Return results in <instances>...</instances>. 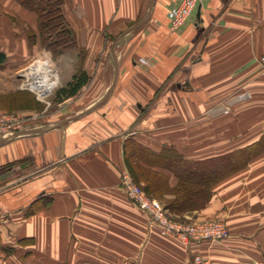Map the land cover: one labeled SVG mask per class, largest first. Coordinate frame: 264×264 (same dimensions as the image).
Returning a JSON list of instances; mask_svg holds the SVG:
<instances>
[{
	"label": "crops",
	"instance_id": "1",
	"mask_svg": "<svg viewBox=\"0 0 264 264\" xmlns=\"http://www.w3.org/2000/svg\"><path fill=\"white\" fill-rule=\"evenodd\" d=\"M179 1H65L77 43L60 57L86 54L90 81L68 115L0 137V264L264 262V0H198L173 32ZM0 51L5 76L50 54L17 0H0ZM12 86L0 78V96ZM130 165L165 206L196 170L200 208L169 214L224 220L229 238L163 236L121 189Z\"/></svg>",
	"mask_w": 264,
	"mask_h": 264
},
{
	"label": "rangeland",
	"instance_id": "2",
	"mask_svg": "<svg viewBox=\"0 0 264 264\" xmlns=\"http://www.w3.org/2000/svg\"><path fill=\"white\" fill-rule=\"evenodd\" d=\"M49 51L50 54H45L47 56L42 55L36 58L37 60H39L38 63H35L30 67L32 68L34 66L40 65L48 67V69L52 71L54 77L57 79V84L49 91L40 93L39 89L33 88L31 86V79L27 74L30 68L20 73V70L28 62L25 65L24 62L21 63L20 67L17 69L13 67V72L8 73V76L0 74V78H2V80H6L7 78L12 82L13 86L11 87V90L16 91V93L11 97L0 100V115L8 117L13 121L12 123L22 125L24 129L30 125L45 124L48 120L56 118V115H68L76 107L80 97L82 96V94H79L77 98L66 100L62 104H58L55 101L58 90H60L62 87H65L72 81L71 79L67 84L61 82V75L63 76L64 74L62 72L65 70L68 72H72L73 70H75L74 75L78 74L79 72H84V67L86 66V62L88 61L87 55L82 52L78 57L61 58L58 54V51ZM45 60H49L51 65H47L46 63H44L43 61ZM4 91L6 92V89ZM46 96L48 97L46 98ZM21 107H23L24 109L25 107L32 108V110L20 109ZM137 184L141 189H143L147 198L159 201L160 205L164 207L165 210H167L166 206L160 199H157L153 194L147 193L142 184ZM171 221L172 225H180L182 227L196 225L198 227V230H203L210 236H214L215 234L220 233L224 226L227 228L225 221L218 219L186 220L172 218ZM205 224H208L209 227L203 228L202 226Z\"/></svg>",
	"mask_w": 264,
	"mask_h": 264
},
{
	"label": "trees",
	"instance_id": "3",
	"mask_svg": "<svg viewBox=\"0 0 264 264\" xmlns=\"http://www.w3.org/2000/svg\"><path fill=\"white\" fill-rule=\"evenodd\" d=\"M23 7L30 11H34L38 15L39 20V37L44 48L48 50L58 51L62 54L65 51L73 49L76 46V38L73 30L63 12L66 0H17ZM8 56L0 51V67L8 64ZM90 78L85 72H79L74 75L72 81L65 87L58 90L56 94V103L61 104L66 100L76 97L84 86L88 85ZM7 97H1L0 100ZM23 108V107H22ZM26 109L28 107H25ZM130 170L135 181L141 184L139 174ZM216 177L212 173L210 175L209 184L205 179V186H213ZM203 179L196 170L184 175L180 184L175 189V199L166 205V209L174 217L182 216V214L198 210L200 208L197 200V184H201ZM147 193L153 194L149 184L144 186ZM155 195V194H154Z\"/></svg>",
	"mask_w": 264,
	"mask_h": 264
},
{
	"label": "built area",
	"instance_id": "4",
	"mask_svg": "<svg viewBox=\"0 0 264 264\" xmlns=\"http://www.w3.org/2000/svg\"><path fill=\"white\" fill-rule=\"evenodd\" d=\"M197 3L198 0H180L177 5L169 10L168 19L171 31L178 32L188 25L197 6ZM38 61L39 60L37 59H32L31 61H29L20 70V73L26 71L33 64L38 63ZM140 63L147 67L151 66V63L147 59H140ZM259 63L264 70V56L259 59ZM47 97L48 96H46V98ZM12 122L13 121L8 117L0 115V137H11L16 133L24 130L22 125ZM121 189L130 198V200L136 207L146 213L151 222L160 230L161 234L165 237L176 238L184 244L190 245L203 242L221 243L228 239L230 236V233L225 226L220 233L215 234L214 236H210L203 230H198V227L196 225H192L189 227L172 225V217L170 216L169 212L160 205L159 201L147 198L143 189L138 186V184L130 174H125L122 177ZM6 222L7 217L4 215H0V233L3 231ZM202 227L207 228L209 227V225L205 224ZM193 264H211V262L208 259H204L201 256L196 255L193 259ZM259 264H264V262Z\"/></svg>",
	"mask_w": 264,
	"mask_h": 264
},
{
	"label": "bare ground",
	"instance_id": "5",
	"mask_svg": "<svg viewBox=\"0 0 264 264\" xmlns=\"http://www.w3.org/2000/svg\"><path fill=\"white\" fill-rule=\"evenodd\" d=\"M27 74L31 79V86L39 89L40 93L51 90L57 84V79L48 67L34 66L28 70Z\"/></svg>",
	"mask_w": 264,
	"mask_h": 264
},
{
	"label": "water",
	"instance_id": "6",
	"mask_svg": "<svg viewBox=\"0 0 264 264\" xmlns=\"http://www.w3.org/2000/svg\"><path fill=\"white\" fill-rule=\"evenodd\" d=\"M134 29V28H133Z\"/></svg>",
	"mask_w": 264,
	"mask_h": 264
}]
</instances>
